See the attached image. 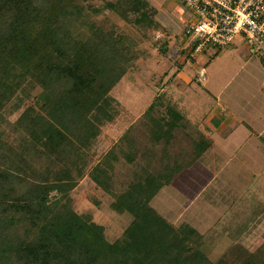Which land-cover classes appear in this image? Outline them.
<instances>
[{"label":"rangeland","instance_id":"1","mask_svg":"<svg viewBox=\"0 0 264 264\" xmlns=\"http://www.w3.org/2000/svg\"><path fill=\"white\" fill-rule=\"evenodd\" d=\"M49 1L56 3V13L73 14L59 30L69 43L85 44L91 56L94 51L90 42H104L108 47L115 46L121 60L128 62V72L110 92L116 104L107 110L108 119L102 118L100 134L91 150L76 161L77 166L67 165L75 176L80 168L83 170L76 188L65 196L57 192L51 195L52 201L70 204L87 222L102 227L103 236L110 244L121 241L125 246L136 241L128 230L137 217L124 208L145 202L144 192L136 189L144 187L152 176L163 175V182L174 179L178 169L193 157L192 143L198 144L205 138V132H209L206 120L222 110L216 95L223 92L226 100L233 89L242 84L248 86L246 81L252 84V80L244 78L245 72L235 75L245 61L242 53L229 54L227 50L209 48L192 55L182 38L195 17L177 0H147V7L141 0ZM110 3L119 5L117 9H109ZM153 6L165 16L157 18ZM162 25L172 32L171 45ZM202 68L206 71L204 84L198 80ZM254 86L261 90L264 80L260 79ZM40 94L37 84L27 81L0 109V147L4 144L0 150L3 151L1 167V155L8 148L18 150L23 141L22 133L16 131V122L27 109L37 107ZM153 102L155 110L144 115ZM187 115L194 120L193 125ZM40 164L45 169L54 167L47 161ZM183 180L182 173L163 193L167 196L172 192V200L179 197L176 204L166 200L164 203L170 208L164 220L175 229L173 232L167 229L171 245L147 247L144 256L152 255L161 262L176 261V264H264V239H256L245 231L241 239L237 233L234 236L230 232L232 241H227V233L216 228L217 206L205 215L198 213L200 205L209 204L211 198L217 199L218 192L222 202L235 201L233 198L238 196L236 190L232 191L235 185L218 192L209 190L200 196L199 191L188 188ZM195 196L196 203L184 214L189 197ZM184 226L194 232L181 231ZM246 233L248 238L244 237ZM153 234L158 235L159 231ZM163 255L167 257L165 260Z\"/></svg>","mask_w":264,"mask_h":264},{"label":"trees","instance_id":"2","mask_svg":"<svg viewBox=\"0 0 264 264\" xmlns=\"http://www.w3.org/2000/svg\"><path fill=\"white\" fill-rule=\"evenodd\" d=\"M55 7L49 0H0V109L27 81L41 89L39 108L30 107L16 122L23 135L20 148L1 155L0 264H176L144 256L147 247L168 246L167 229L175 230L150 205L169 183L163 175L136 189L144 192L143 204L124 208L137 217L128 230L136 241L125 246L110 244L103 228L70 204L52 201L53 192L65 196L76 188L83 170L75 176L67 165L77 166L91 150L102 118L108 119L107 110L116 104L110 92L128 72L115 46L90 42L94 54L89 56L85 44L62 37V23L73 14L56 13ZM154 110L155 103L146 115ZM43 161L54 167H40ZM61 165L65 168L56 170ZM180 230L194 232L189 226Z\"/></svg>","mask_w":264,"mask_h":264},{"label":"crops","instance_id":"3","mask_svg":"<svg viewBox=\"0 0 264 264\" xmlns=\"http://www.w3.org/2000/svg\"><path fill=\"white\" fill-rule=\"evenodd\" d=\"M154 8L157 10V18L164 15L161 10ZM162 28L168 32L171 45L172 32L163 25ZM182 39L187 43L185 36ZM226 50L229 54H243L242 59L245 61L235 75L245 72L244 78L251 79L252 84L246 81L248 86L242 84L233 89L227 94L226 100L223 99L225 95L223 92L216 95L220 103L218 106L222 110L206 120L209 132H205V138H202L198 144L192 143L193 157L188 162L185 161L184 166L178 169L177 176L154 197L151 207L165 219L164 214L168 213L170 208L164 206V203L169 201L176 204L179 197L174 196L172 200V192L167 193L168 198L163 193L172 187L182 173L183 183L188 188L199 191L200 196L209 190L222 191L232 184L237 186L232 190L238 193V196L234 194L235 201L222 202L223 197L218 192L217 199L211 198L209 204L200 205L198 213L200 211V216L205 215L204 213L217 206L216 228L219 232L227 233V241H232L230 232H234L233 235H238L237 238L241 239L245 231L262 240L264 239V86L258 90L254 84L260 79L264 80V61L262 56L256 54L241 38ZM201 71L206 75L205 69L202 68L198 71V77ZM153 103L148 106L144 115ZM187 116V120L193 125L194 120ZM197 196L192 199L189 197L190 202L187 203L184 214L194 206ZM225 197L228 198L227 192ZM194 212L196 213L193 211V214ZM248 233L244 237L248 238Z\"/></svg>","mask_w":264,"mask_h":264},{"label":"built area","instance_id":"4","mask_svg":"<svg viewBox=\"0 0 264 264\" xmlns=\"http://www.w3.org/2000/svg\"><path fill=\"white\" fill-rule=\"evenodd\" d=\"M195 17L185 30L192 55L229 49L238 38L264 61V0H177ZM204 71L199 82L204 83Z\"/></svg>","mask_w":264,"mask_h":264}]
</instances>
